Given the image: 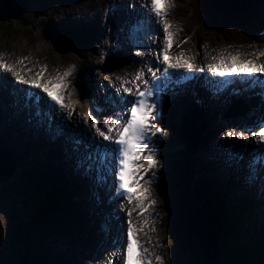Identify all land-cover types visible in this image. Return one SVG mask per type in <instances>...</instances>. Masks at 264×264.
<instances>
[{
    "label": "bare ground",
    "instance_id": "bare-ground-1",
    "mask_svg": "<svg viewBox=\"0 0 264 264\" xmlns=\"http://www.w3.org/2000/svg\"><path fill=\"white\" fill-rule=\"evenodd\" d=\"M27 2L28 0H26V4ZM134 2L135 4L132 7H130L128 5V0L117 1L116 6L119 8V11L123 13L120 15L119 18H117V22L118 20H121L123 17L128 18V17H131L132 15H140L141 13H144V11L147 10V8L143 6L144 0H135ZM67 4L68 3L66 1H63L62 5L67 8ZM19 8H21L20 5L13 6V9L15 12H11L9 13V15L2 16L0 18V22L10 21V20L19 18L16 14L18 13ZM46 9H48L51 12V15L49 16L45 12L44 14H46L49 17V19H56L55 21L58 23L61 21V23L63 24V21L67 18L63 14V12H67L65 9L58 8V9L53 10V9H50L49 7H47ZM58 11H60L59 14L57 13ZM11 14H13V16H11ZM73 16L75 15L73 14ZM89 23L94 24L91 21ZM112 23L114 22L112 21ZM100 26L101 24H97L96 27L99 29ZM105 26L108 27L109 30L104 27L103 30L100 29L101 34L104 32H107L108 34H112V29L110 28L109 23L105 24ZM122 26L124 25L122 24ZM70 28L74 29L73 27H70ZM110 38L111 37L107 38L106 43H111ZM97 52L98 51L86 53V52L81 51L80 53L83 54V57L79 58L77 61L85 62L90 65L94 64L93 66L94 69L98 68L100 70L99 68L100 62L98 60V56H96ZM229 53H231L232 55L238 54V52L236 51H230ZM26 56L28 58L26 60L33 61V59L37 56V54L26 53ZM147 57L150 60L154 58L151 55H147ZM19 59L21 58L18 56L11 58V60L16 65H18L17 61ZM26 60L24 61L27 62ZM215 63H218V61H216ZM136 65L137 64L135 60L134 61L128 60L125 68L132 69ZM93 76L95 78V81L98 84L96 87H93L94 92L92 95V101H94V103L96 102L101 103L104 109L103 111L106 113L105 108L109 109L108 103L114 98L116 94V90L114 89V86L115 87L117 86L113 82H117V79L115 77H112V75L107 74L106 72L100 71V74H97L95 70L93 71ZM7 77H9V73L4 72L2 69H0V82H2L1 84H3V85L0 84V116L3 117V121H4L3 123L0 122V126H1L0 128L2 129L3 127V129L7 130L9 134H13V137L6 139L9 145H6V144H2V145H5L6 147L8 146L12 147L15 153L11 152V154L4 153L3 155H1L0 157V183L5 184L12 177V173L14 172V167H15V160L13 159L12 156L16 155L19 159L23 158V160H26L25 157H26L27 152L40 151V153H42L41 156L50 157L51 160L42 161L43 165L39 167V169H36L33 173V176H34L33 182H34L36 191L39 192L38 196L40 198L41 195L46 194V192L49 189H51L53 186L55 185L58 186V188L60 189L59 190L60 193L63 195V199L60 200L59 206L69 211V214H73L75 210V213L73 216H74V220L77 226V231L79 232V236L82 235L86 238V241L83 242L81 247H84L87 249H93L96 252V255L92 258V255H89V253H86L87 251L86 249L79 250L77 247V243L73 241L67 245L66 258L69 260L70 258H72L74 254L78 253L79 258L76 264L89 263L90 260L92 261L91 264H113L116 260V255L114 253L105 254L104 252H102L101 249H98V242L104 239L107 243H109L110 241L117 240V242L113 245L114 248L119 244L118 242L120 239V228L119 227L123 223V216L121 214L120 208L118 207L116 203L117 199H115L116 185L114 182L109 183L110 175L108 174V171L103 170L104 172H102L101 175L98 172H96L97 171L95 169L96 165L99 167H105V166L93 161L91 158L87 156L84 157V155L86 154L85 148L87 149V152L89 155H91V153L92 154L96 153L95 145L91 144L90 140L82 134L81 130L77 129V126L74 127L72 125H69L67 123V120L62 122V124H58L59 128H61L62 130V134L56 135L55 129L58 128V125L55 123V120L54 121L52 120L50 124L48 123L47 119L44 116L41 115L38 117L34 109L32 108L30 109L26 107L24 103H21V98H22L21 95H22L24 85L19 84V83L15 84L12 80L9 81ZM193 87H201V83L196 82ZM71 90L73 92V96L70 98L73 100H69V103L73 104L75 108L76 105H78V102H81L82 104L85 105L88 112L93 113V111L88 107L90 105H93L92 101L90 104L88 100L87 101H84V100L80 101L78 99L75 100L76 97L78 96L77 95L78 92H76L77 89L76 87L75 88L71 87ZM194 90L196 92V89ZM248 95L250 96V94ZM191 98L192 96L188 97V101L186 104H179L181 109H183L184 111L183 113H186V115L192 116L195 120L196 118L198 119V116L201 118H205V121L209 123V120L213 118L215 114L214 116L212 115V117H210L209 115L205 113L207 104H208L207 99L205 98L203 106L199 107L190 102ZM253 100L256 103H260L261 108L264 109V100L261 99L260 96H256ZM253 100L251 101L253 102ZM188 104H190L192 107L189 106ZM5 108H9V109L4 111L3 109ZM16 113H21V117L20 118L17 117ZM93 115L96 118L98 117V114L96 113H93ZM222 119H223L222 116H218L216 124H215L216 125L215 133L218 136H219V132L222 130L220 126ZM241 119H242L241 117H235L232 119V121L237 123L239 122L238 120H241ZM243 119H244V124H245L247 121H250L252 117H243ZM0 120H2L1 117H0ZM75 120L82 121L83 118L77 115L75 116ZM201 124L204 125L203 122H201ZM79 127L84 128L85 125L81 124ZM225 139L226 137L224 138V140ZM77 141H80V142L77 143ZM242 142L243 141L239 139L237 141L238 144H241ZM14 143L16 145H19L20 147L14 145ZM222 143L224 147L225 142L223 141ZM226 143L228 142L226 141ZM189 146L191 147V145ZM213 146L214 145L210 143L206 145L207 155H209L210 158H213L214 155L209 153L208 149H213ZM26 147H30V148L33 147V148L30 149L31 151H29L28 150L29 148H28L24 150L22 153L21 149L23 150ZM226 147H229V146H226ZM35 148H39V149L35 150ZM2 151H3V148L0 147V152ZM235 152L236 151H233V153ZM157 154H153L155 159H158ZM195 154H197V152H195ZM30 155H31V158H34V155H32L31 153ZM98 155H101V154L98 153ZM250 155H251V150H250V147H248L246 150L242 152L240 160L238 158L239 155L235 157L232 156L233 158H235L234 162H230L232 163L233 170L230 171V168L229 169L227 168V170H229L232 173L239 172L238 175L241 178L239 179V182H240L239 186L244 185L250 197L252 198V196H254L259 201L257 202L259 206L258 212L262 214L264 210V183H263V186L259 185L260 177H257L253 179V181L249 182V173H248L247 167H248ZM191 156H192V152H191ZM202 158H205V157L202 156ZM182 161L184 162V159H182ZM159 162L160 160H158V165H160ZM195 162L197 164L196 160ZM200 162L204 164L202 161ZM108 163L110 166L113 167V165H111L110 162ZM147 163H148L147 161H144L142 163L144 164L145 169L147 168ZM88 164H91L92 166H90L89 169H86V165ZM224 164L225 162H223V165ZM156 168L158 170L159 167H156ZM224 168H226V165H224V167L221 168L220 173L215 171L214 173L215 179H220L221 177L224 176V173H225ZM152 170H154V168L148 170L146 175ZM199 170H201L202 172L204 171V173L206 172L205 168H199ZM18 174L20 175V178L18 179L19 184H21L22 186L21 190H23V184H24L22 182L23 176H22V173H20V171L18 172ZM163 174L164 173H161L160 170L158 171L159 177L160 175H163ZM185 174H186L185 172H182L181 174L174 176V178L179 180L183 185L184 193L186 195L182 194V196L187 197L190 208L204 207V205L200 201L196 200V198L192 199L190 195L187 193L186 185L183 180V176H185ZM165 177L166 179H169L172 176L165 174ZM140 181L143 182L142 183L143 187H147L152 184L150 181H148L145 178V176ZM146 181H148V183H146ZM215 183H217V181H214V184ZM91 185H94L96 187L93 191L89 188V186ZM64 186H66V189H64ZM110 186H111L110 193L108 194V191H109L108 187ZM69 190H71V192ZM110 194L112 197L110 196ZM7 197L9 198V201H7L5 197L3 196L1 197L2 206H4L5 204H9V209L13 207L14 212H15L16 209L20 206V204L18 203L19 200L15 201L16 196L14 195L12 190L9 191V193L7 194ZM35 198L36 196L33 197V195H31L29 199L26 198V193L24 192V200H23L24 205H23L22 213L24 212L23 210H24L26 201H27V204H31L33 201L32 207L27 208L26 212L28 214L31 212L32 214H35V209L37 208V203L35 201ZM147 202L148 201H145L146 204ZM233 202L236 204L238 209L234 211V214L229 213V215H232L236 218L242 212V207L238 202L234 200ZM2 206H0V209H2L1 208ZM109 206L112 209H114L115 214L110 212ZM210 207L212 206L210 205ZM151 209L152 207L150 206L146 212H150ZM165 210H166V213L163 215L161 214V217H163L162 223L164 222V219H165V224H167V226L166 225L165 226L167 228H170L172 235L174 237L177 236V239H180V243L185 246L186 257H187L185 262H188L189 259H192L194 256L197 257L199 255L197 240L199 242H202L205 239V235H206V239L208 240V234L210 233H208L206 226L201 225L203 228H205L204 229L205 233L199 229V226H200L199 222L194 218L198 215L195 216V215L189 214L188 210H186V208H184L183 205L181 206L178 205L177 207L172 209V212H175L177 214H182L183 215L182 220H184V222L181 221L179 215L176 216L170 213L168 211L167 205L165 206ZM14 212L12 214L8 213V215H10L13 218ZM6 217H5V220H6ZM152 217H153V213L147 216L145 220L147 221V224H149L150 226L151 224L159 220V218H152ZM199 218L203 219V217H199ZM11 221L12 219L9 220L8 222L6 220V228L4 230V237L3 236L0 237V238L3 237L2 249L7 248V245H8L7 235H8V231L10 232ZM145 221H142V222H145ZM181 225H183L181 227V230H185V228L190 229L189 235L181 234L180 227L178 228V226H181ZM218 228L219 227L217 226L216 231L220 233L218 231ZM33 233L35 234V230L32 229L31 225H29V227L26 228V240L27 241H28V237L33 236ZM60 237L61 236H59L58 234L52 237H48V238H51L52 240L53 238H55L54 242L53 241L44 242L43 237H40V239H37V241L34 243L35 245L34 247H33L32 238H31L28 248L25 249L24 251V255L29 256L30 254H32V251L37 250L42 253L43 255L42 260L44 264H70V263H66L63 261V258H62L63 255L61 252L62 249L60 250L55 245V244L63 245L62 241L60 242L57 240V238L61 239ZM146 240L152 246L148 248L149 253L151 254V257H152V263L160 264V262L156 261L155 256L161 255L163 257L164 252L161 251L159 248L155 247V244H156L155 242H157V239H155L154 235L149 233L148 239ZM110 248L111 246L106 247V249H110ZM234 250L237 253V247H234ZM48 253L53 254V256L52 257L47 256Z\"/></svg>",
    "mask_w": 264,
    "mask_h": 264
},
{
    "label": "rangeland",
    "instance_id": "rangeland-1",
    "mask_svg": "<svg viewBox=\"0 0 264 264\" xmlns=\"http://www.w3.org/2000/svg\"><path fill=\"white\" fill-rule=\"evenodd\" d=\"M33 1H32L33 3L29 5L26 12L22 13L19 18L14 19V20L22 19L21 23L15 22V23H13L12 26H9V27H8V24L7 25L5 24V26L4 25L1 26V23H0V58L5 60L6 62H11L12 64H14V62L11 60L12 57L18 56L21 59L25 58V57H26V59H28L26 56V53L37 54V56L33 59V61L23 59V62L21 63L20 62L21 59H19L17 61L18 65L15 64L16 66H21V67H25L26 65H28L26 67V69H31V72H28L25 69L26 71H23V73L29 74L30 77H32L36 72L40 71L42 66H44V65H47V71L44 72L45 78L55 77L58 74H62L66 70H70L72 65H76V68L74 69L75 71L73 72V70H72V75L68 78V81H69L68 91H71L70 87H74V88L76 87V85H75V82L77 80L76 71L79 69L78 70V72H79L81 68L89 67L88 65H90V64L77 61L79 58L83 57V54L80 53V51L78 52V50L77 51L72 50V51L67 52V53H62L59 50L58 51L55 50L53 48L52 43H50V41H48V39L44 38V36L42 34V28L45 25H47V23H50V21L49 22L47 21L49 17L46 14H48L49 16L51 15V12L48 9L45 10L46 14H42L44 11V8L48 5L51 7L50 9H53V10L58 9V8L64 9L66 7H60L62 5V0H33ZM64 1L68 2V0H64ZM74 1L75 2H68L67 8H66V11H68V12H63V14L67 17L63 21V24L67 25L69 27H73L74 30H76L80 33L86 32L85 30H87V29L88 30L93 29L94 31H96L100 35L101 31L96 27L97 24H101V22H98L100 20V13L99 12L94 13L89 18V21H88L87 19L82 18L83 13H85V15L86 14H92L94 11H90L89 7L82 6V5H86V3H89L90 1H92L95 8L102 10V8H105V4L108 0H74ZM147 1L148 0H146V2H145L146 4H147ZM1 2H2V0H0V3ZM174 2H175V6L177 5V3L180 6H183V4H184V0H174ZM130 5L133 6L132 3H130ZM174 10L175 9H173V8L171 9L170 16L172 18L173 28L175 30H177V29L181 30L178 32V38H177V42H178L179 38L182 37L184 28L189 30V26H188L187 22H189L191 20L189 17L188 18L186 17V12H184L183 10L178 11L179 9H177L176 13L174 12ZM223 10L224 11L221 10V12L217 13V15L220 16L221 20H222V22H220L221 26L218 27L217 25H214L212 28H210V29L208 28L207 30H204V31L197 29L195 32H191L190 36H189L190 38L188 37V39H186V42H183L182 46H180V49L182 51H184L185 46L189 45V48H187L186 52L185 51L184 52L190 58L192 63L195 64V61H197V60H195V58H198L199 56H202V57L208 56L206 51L212 49V47H214L215 45H216L215 46L216 49L220 48L221 51H226V52H228V50L231 49L233 51L238 52V54L245 56L246 58H249V57H251V55H254L257 53V51L254 49V43L257 41H260L261 38L260 37L256 38L254 36V31L256 30V27H258V28L260 27L261 21L264 20V10L260 9V17L258 18V22H256V25L250 26V24H247V23L245 24L246 29H247L246 31H244V25H243L245 20L242 19V17H234L235 12L231 7L230 8L224 7ZM69 12H71V13H69ZM178 12L180 13L179 15H177ZM224 12H226V13H224ZM57 13L59 14L60 11H58ZM73 14L79 16V19L75 18V16H73ZM46 17H48V18H46ZM112 18H113V16L110 15L106 18V20L111 21ZM90 21L93 22L94 24L89 23ZM103 28L104 27H102L101 29L103 30ZM11 29H12V31H11ZM112 39H113V42L111 44H105L104 47L102 46V43H100L96 37H93L92 40L90 39V41L87 40L86 42H84L85 48L82 52L91 53L93 51H98L96 56H98V60L101 64V68H100V70L98 68L94 69V67H93L94 64H91V67H90L93 69V71L95 70V72L97 74H100V71H103L104 66L107 65V68H109L108 67L109 64L106 62V60L109 59L110 57H112L111 56L112 54H122L124 56L122 61L116 66L117 68L115 67L116 69L114 68V70H117L121 66L124 67L126 65L127 59H129L127 57V54H129L130 47H129V45L126 44L125 39L124 40L122 39V41H124V43H125L124 46H123V42L119 41L118 34H115L112 37ZM180 41H185V40H183V38H182V40H180ZM88 42L92 43L93 48H91L90 46H86ZM131 54H132V52H131ZM116 58L118 59L120 57L117 56ZM192 58H194V59H192ZM241 58L243 59V57H241ZM117 59H116V61H117ZM24 60H26L27 62H25ZM197 66L198 65L196 64L195 67H197ZM16 69H18V71H19L20 67H16ZM125 71L128 73H134L136 71V69H131L130 71L129 70L127 71V69H125ZM110 74L112 76L118 75L119 72L114 71L113 73L110 72ZM1 83L2 82H0V84ZM97 84L98 83L95 81V84L93 87H96ZM1 85H3V84H1ZM91 85H92V83H91ZM65 95L67 97V93H65ZM67 99L69 100L70 98L67 97ZM258 100H260V99H258ZM9 108H5L3 110L6 111ZM169 108H170V106L166 108L165 115H164L165 117H163L162 119L159 120L161 125L166 129V135H165L163 141L168 140L169 136L172 134V131L175 134L177 132V130L174 127L175 122L173 120H171V118H172L173 111H176L177 113H180V112L176 110L175 104H174V109L172 110V112L168 111ZM178 108L181 111H183V109H181L180 106H178ZM92 109L94 110V108H92ZM186 110H187V108H186ZM219 110H221V109H219ZM85 112H88V111H87L84 104L76 105V107H75V114L76 115L80 114V117H81L82 114ZM210 113L213 114L216 112L210 111ZM16 116L20 118L21 113H16ZM229 116L230 115L229 114L226 115V113H224V115H223L222 124L224 126V128H223L224 132H228L230 130H233V124L234 123L231 121V118ZM0 117L2 119V120H0V122L3 123L4 122L3 117L2 116H0ZM216 121H217L216 116H214L213 118H211L209 120L210 126L212 128L211 133L214 136H216L217 138H219V140H220L218 142L219 144L218 143L214 144L213 149H208L209 153L214 155L213 158L218 156L219 149L226 148V145H227L226 141L224 139H222L221 137H219L218 135H216V133H215V126L214 125L216 124ZM227 124H228V126H227ZM70 125L75 127L76 126L75 121H71ZM234 126H236V125L234 124ZM239 128L240 127L237 126V129H239ZM235 131L239 132V130H235ZM0 132H1L0 140L2 139V137L3 138L13 137V134H9L7 132V130L3 129V127H2V129L0 128ZM4 140H6V139H2L1 142H3ZM163 141L161 142L159 147H160V158H161V161L163 163V168L161 170V173H164V174L160 175L159 181L156 183L154 188L149 186V192L154 197V200L156 201L154 207L152 208V212H153L152 218H159V220L157 222L151 224V226L149 225V228L146 230V236L148 237V232L155 236L154 233L156 232L157 236L160 235V237L162 238V241H163L162 248L165 250L164 256H163V264H185V263L189 264L190 261L185 262L187 259L185 246L180 243V241H179L180 239H177V236L174 237L172 235L170 228L166 227L167 224H165V219H164V222L162 223L163 217H161V214L163 215L166 213V210H165L166 201H165V199L167 198V196L175 197V200H172V202L176 203V205H180V206L183 205L182 199L180 198V200H179L180 194H179V196L173 195V194L178 193L176 190L177 188L175 186V181L172 180V178H170L169 179L170 181L168 183V181L165 177L166 170L164 169V166L166 164L167 158L164 157L162 155V153L163 154L167 153L168 150H167V148H165ZM223 141L225 142L224 147H223V143H222ZM227 141H229V139ZM173 143H175V142H173ZM177 144H180V145L179 146H172L171 149L177 150V149H180L179 147H182V145L179 141ZM14 145H16V144L14 143ZM16 146L20 147L19 145H16ZM166 147H169L168 144L166 145ZM31 148H33V147H31ZM31 148L26 147L23 150L21 149V151H22V153L26 149L31 151L30 150ZM37 149H39V148H35V150H37ZM7 150L9 151L8 154H10L11 152L15 153L13 148L7 149ZM30 153L32 155H34V158H31ZM41 155H42V153H40V151H38V152H36V151L27 152L26 157H25L26 160H23V158L21 157L22 162H20V163H18L14 159V157L12 156L16 162V166L14 168V172L12 173V177L10 178V180H8L7 183H5V184L0 183V206H2L1 197L3 196L6 198L7 201H9L7 194L9 193V191L12 190L14 195L16 196L15 201L19 200L18 203L20 204V207L23 209L24 192L26 193V198L29 199V197H30V193L28 192V189L26 188L27 180H29V178L32 176V174L34 173V171L36 169H39V167H41L43 165L42 161L51 160L50 157H45V156H41ZM197 155L198 154H196L195 157L198 160ZM199 155L203 156V155H205V153L202 154L199 151ZM0 157H1V154H0ZM193 159L194 158L191 156V159L189 160V164ZM201 161L203 163H205V160L203 158H201ZM234 161H235V158L232 157L230 159V162H234ZM185 162H186V164H188L187 159H185ZM191 164L197 166L195 160L192 161ZM195 169H197V167ZM17 171L18 172L20 171V173H22V176H23V179H22V182L24 183L23 184V190H21L22 186H21V184H19L18 179L20 178V175L18 174ZM203 172L200 171V174H203ZM194 173H195L194 171L188 170L186 174L187 175H194ZM186 174H185V176H183V178H186ZM199 175H198V177H199ZM198 179H200V178H198ZM198 183H197V186H198ZM188 185L190 186V184H188ZM168 187H169V189L167 190L166 188H168ZM89 188L93 191L96 187L94 185H91V186H89ZM191 188H193V187L191 186ZM69 191L71 192V190H69ZM196 191L198 193H200L199 187H197ZM192 192H194V191H192ZM242 194H243V192H242ZM33 197H34V195H33ZM31 207H32L31 204H27V201H26L23 211L26 212V209L31 208ZM1 208L2 209H0V237L1 236L4 237V230L6 228V220L8 222L9 220L12 219V217L10 215H8V213L9 214L11 213V210L13 207H11L9 209V204H5ZM111 210L113 211V214H115L114 209L111 208ZM202 211H203V209H202ZM169 212L173 214V212L171 210ZM74 213H75V210H74ZM5 217H6V220H5ZM139 224H140L142 229H144L148 226L147 223L141 222V221H139ZM121 226L124 227V224L122 223ZM157 236H155V239H157L156 243L159 245V238ZM3 237L0 238V249L2 248ZM34 239L35 238L33 237L32 241ZM70 239H71L70 236H69V238L63 237L60 239L62 241L63 245H60V244L59 245L55 244V245L60 250L61 249L66 250L67 245L70 242H72ZM36 241L37 240H34V243ZM52 241L54 242L55 238H53V240L51 238H47L46 241H44V242H52ZM74 241L77 243V247L79 250L86 249L87 250L86 253H89V255H92V258L96 255L95 250L81 247L83 242L86 241V238L84 236H82V235L79 236V234H78L76 236V238H74ZM113 243H114L113 241H110L109 243H107L105 241V239L101 240L98 242V249H101V251L104 252L105 254L114 253L116 255L118 250H117V247H115V248L113 247V245H114ZM107 246H111V248L106 249ZM223 247H224V249L226 248L225 245ZM90 252H91V254H90ZM78 258H79V254L78 253L74 254L72 256V258H70L72 264H76ZM226 259L227 260H226L225 264H235V261H234L232 254L228 255L226 257ZM10 261H11V259H7V263H10ZM12 262H13V259H12ZM27 262H29V261L27 260ZM91 263H92V261L90 260L89 263H85V264H91ZM249 264H258V261L253 258L249 262Z\"/></svg>",
    "mask_w": 264,
    "mask_h": 264
},
{
    "label": "snow or ice",
    "instance_id": "snow-or-ice-1",
    "mask_svg": "<svg viewBox=\"0 0 264 264\" xmlns=\"http://www.w3.org/2000/svg\"><path fill=\"white\" fill-rule=\"evenodd\" d=\"M149 6L151 12L155 13L157 20L163 24L164 47L157 54V60L166 67L162 70L160 67H148V72L151 73V83L149 79L145 78V72L141 70L136 74L133 81L134 88L126 86L129 83L128 81L116 88L117 93L123 92L127 96L133 97L132 100L127 99V96L120 97L119 103L124 109L122 113L106 118L102 124L92 112L83 113V120L75 121L78 130L81 124L86 126L81 130L82 134L100 150L99 163L112 171V166L108 162L109 160L115 162V176L118 181L115 190L117 196L127 195L129 201H132L135 197L136 207L139 208L141 213L147 211L149 205H155L156 201L149 199V189L140 184V180L143 179L140 170L143 169L147 173L148 170L159 167V165L152 154L143 156V159L148 162L146 169L144 164L138 162L141 160L144 150L149 148L153 137L165 132V129L154 123L159 115L162 102V98L156 96V94L164 87L162 81L170 75V70H191L195 67L194 63L189 59H185L182 54L177 57L170 55L175 37L181 31L177 29L174 32L168 19L170 10L175 7L174 0H149ZM186 39L181 43L186 42ZM259 57H264V50L257 53V58ZM23 59H26V57L21 59V63ZM213 59L216 60L217 58L213 57ZM173 60L176 62H173ZM206 67L211 70L214 77L240 78L248 89L253 91L259 89L257 95L264 99V61L257 63L254 59L242 60L239 54L232 55L229 53L228 57L221 55L218 63H210ZM14 68L13 64L0 58V69L11 73L17 83L29 86L24 98L26 107L34 105L36 115L39 117L42 114L41 105L43 104L48 109L51 120L56 119L57 113H59V118L62 121L73 119L75 108L73 104L65 102V93L69 98L73 96V92L68 91V78L72 75V70L76 68V65H72L70 70H66L55 77H49L47 80H44L47 65L42 66L40 71L28 78L22 75L21 71H15ZM26 70L31 72V69ZM161 71L162 74H158ZM200 71H204V69L201 68ZM188 79L190 77H184V80ZM141 82L145 85L144 88H141ZM176 83L179 84L181 81H176ZM233 83L232 79H223L219 82L220 86L217 91L223 90ZM154 96L156 98H153ZM55 134H62L61 128H56ZM225 137L242 140L245 144L256 145L249 168L254 170L257 166L264 167V120H261L254 130L250 128H245L239 132L230 130L225 133ZM79 142L77 141V143ZM133 186L140 190L133 193ZM145 201H148V204ZM131 212L132 210H129V216H131ZM138 231L140 230L136 229L129 220L122 264H152L151 254L148 248L142 246V242L137 236ZM155 259L163 264L161 255H156Z\"/></svg>",
    "mask_w": 264,
    "mask_h": 264
},
{
    "label": "trees",
    "instance_id": "trees-1",
    "mask_svg": "<svg viewBox=\"0 0 264 264\" xmlns=\"http://www.w3.org/2000/svg\"><path fill=\"white\" fill-rule=\"evenodd\" d=\"M190 11H192V23L196 25H213L214 23V18L211 15L210 11L213 8L212 1L211 3L205 0H190L189 1V6L186 7ZM210 10V11H209ZM20 21V22H19ZM18 22L21 23L22 19L20 20H10V21H4L0 22L1 26L5 24H8L9 26H12L13 23ZM7 139V137H5ZM2 144L9 145L8 142H1ZM0 145V147H5V149H11L12 147L8 146L6 147L5 145ZM184 183L186 185V191L190 195L192 199H195V193L192 192L194 191L193 188H191V185H188L187 178H183ZM183 187V185H182ZM64 189H66V186H64ZM192 191H191V190ZM60 189L58 186H53L51 189H49L46 194L41 195L40 198H35V201L37 203V208L35 209V214L23 212L22 213V208L19 206L16 211L14 212V208H12L11 213L13 214V218L11 221L10 225V232L8 231V237H7V248L9 249V253H6V259H11L10 263L8 264H24L26 259L32 264H44L42 258L43 255L40 251L34 250L32 251V254L29 256L24 255L25 249L28 248L30 239L33 236L28 237V241L26 240V228L31 225V227L35 230V234H37V238L43 237L44 241L48 237H52L54 235L59 234L62 232V219L60 218L61 222L59 221L58 217H52L51 216V211L52 209H56L57 211H67L66 209H63L61 206H59L60 200L63 199V195L59 191ZM33 204V201L31 203V206ZM44 204H47L49 208L44 209ZM215 207H211L213 213L215 215L218 214V207L213 203ZM214 208V209H213ZM50 210V211H49ZM49 211V212H48ZM74 215V214H72ZM71 214L68 212V217H70ZM232 216V215H231ZM67 217V218H68ZM65 218V221L67 223H71L70 220ZM198 222L199 225L205 226L203 222L199 220V218L196 216L194 217ZM223 225H218V231L220 232V239L221 242H224V238L229 235V232L232 231L235 226L233 224L235 217L232 216L230 219L223 218ZM203 220V219H201ZM221 219H218V221H221ZM227 221V222H226ZM226 222V223H224ZM237 222V218L235 220ZM182 226V225H181ZM180 227V232L181 234H186L189 235L190 232L188 228H185V230H181ZM180 241V240H179ZM228 242V241H227ZM248 244H244L247 247H243L241 251L238 252V255L236 257V264H249V262L254 258L258 259L261 257V259L264 260V244L262 242H252V241H247ZM47 256H53V254H47ZM3 257V260H5ZM13 259V262H12ZM190 261V262H189ZM12 262V263H11ZM189 264H206V261H204L203 257L201 256H194L192 259L188 260Z\"/></svg>",
    "mask_w": 264,
    "mask_h": 264
},
{
    "label": "water",
    "instance_id": "water-1",
    "mask_svg": "<svg viewBox=\"0 0 264 264\" xmlns=\"http://www.w3.org/2000/svg\"><path fill=\"white\" fill-rule=\"evenodd\" d=\"M25 3H26V0H2V2L0 3V18L4 15H9V13L11 12H15L14 9H13V6H18L20 5L21 8H19L18 10V13L17 16L20 15V13H22L23 9L25 8ZM11 16H13V14H11ZM68 49V48H66ZM207 243H203L202 242V245L204 246L203 249L208 257V260L212 263L217 255L215 256L214 253H213V249H215L214 245H209V246H206Z\"/></svg>",
    "mask_w": 264,
    "mask_h": 264
}]
</instances>
